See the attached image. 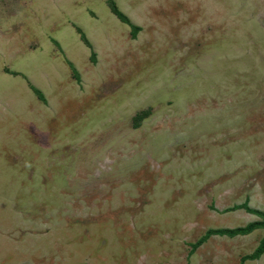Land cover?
I'll return each instance as SVG.
<instances>
[{
  "label": "rangeland",
  "instance_id": "374dc122",
  "mask_svg": "<svg viewBox=\"0 0 264 264\" xmlns=\"http://www.w3.org/2000/svg\"><path fill=\"white\" fill-rule=\"evenodd\" d=\"M241 202L264 214V0H0V264H264L262 228L190 251Z\"/></svg>",
  "mask_w": 264,
  "mask_h": 264
},
{
  "label": "trees",
  "instance_id": "16d2710c",
  "mask_svg": "<svg viewBox=\"0 0 264 264\" xmlns=\"http://www.w3.org/2000/svg\"><path fill=\"white\" fill-rule=\"evenodd\" d=\"M110 10L111 12H113L116 17L122 21L123 23L128 24L129 26V31L131 36H135L138 28L134 26V24H132L128 18L118 10V8L116 7L114 2L110 3ZM71 66L72 69V73L73 76L75 77V80L78 81L79 80V76L78 73L76 72L75 68ZM37 94V97L39 99H42V96L39 92L34 91ZM230 208H242L244 210V212L256 215L257 217H259L260 219L257 221H251V222H247L245 225H239V226H234V227H230V228H218V229H207L203 235H201L195 242H193L190 245V251L194 250L198 245H200L203 241L206 240V238L210 235H235V234H248L249 232H251L253 229L256 228H262L263 229V236L258 240L257 245L254 247V249L246 255H241L238 259V263L241 262L242 260H253V259H257L262 252L264 251V214L256 211V210H252L246 207V205L244 204V202L238 203V204H233L231 205Z\"/></svg>",
  "mask_w": 264,
  "mask_h": 264
}]
</instances>
